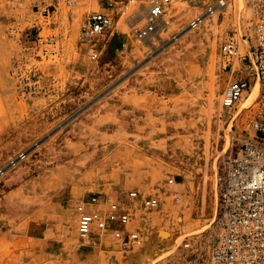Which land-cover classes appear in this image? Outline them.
Wrapping results in <instances>:
<instances>
[{
  "label": "rangeland",
  "instance_id": "rangeland-1",
  "mask_svg": "<svg viewBox=\"0 0 264 264\" xmlns=\"http://www.w3.org/2000/svg\"><path fill=\"white\" fill-rule=\"evenodd\" d=\"M246 3L189 33L202 9L182 1L152 25L123 15L95 58L80 32L97 0H0V264H84L73 206L94 195L130 209L144 236L136 264L207 226L222 157L264 118L250 90L234 108L221 103L230 73L219 45ZM130 191L159 207L144 210Z\"/></svg>",
  "mask_w": 264,
  "mask_h": 264
},
{
  "label": "built area",
  "instance_id": "built-area-1",
  "mask_svg": "<svg viewBox=\"0 0 264 264\" xmlns=\"http://www.w3.org/2000/svg\"><path fill=\"white\" fill-rule=\"evenodd\" d=\"M179 1L202 9L192 21L205 15L224 14L231 0H97L99 9L87 18L80 32V42L97 57L112 35L116 20L126 15V22L152 25L163 19ZM79 0H66L68 6ZM249 15L239 26L226 32L219 45L221 67L230 73L222 93L224 108H234L246 92L258 83L257 104L264 114V0H247ZM138 9L142 15L138 17ZM48 17V9L40 10ZM119 18V19H118ZM237 59L238 66L234 64ZM240 73V76L238 75ZM238 112V111H237ZM215 184V208L207 226L197 233L183 236L172 255L152 264H264V118H253L246 134L228 156H223ZM175 185V178H168ZM144 210L157 209L160 201L152 195L130 191ZM176 202L180 201L175 197ZM76 235L80 247L102 241L110 233L121 252L140 248L144 236L132 227V213L123 204L103 196L75 201Z\"/></svg>",
  "mask_w": 264,
  "mask_h": 264
},
{
  "label": "crops",
  "instance_id": "crops-1",
  "mask_svg": "<svg viewBox=\"0 0 264 264\" xmlns=\"http://www.w3.org/2000/svg\"><path fill=\"white\" fill-rule=\"evenodd\" d=\"M176 184H180V182L176 181ZM121 188L123 189L124 186L122 185ZM137 191L140 190L137 189ZM92 241L88 247L81 249V253L85 254L84 264H136L143 259V256L136 255L135 251L121 252L110 233L106 234L102 241H95V238ZM55 264L76 263L61 257L56 260Z\"/></svg>",
  "mask_w": 264,
  "mask_h": 264
},
{
  "label": "bare ground",
  "instance_id": "bare-ground-1",
  "mask_svg": "<svg viewBox=\"0 0 264 264\" xmlns=\"http://www.w3.org/2000/svg\"><path fill=\"white\" fill-rule=\"evenodd\" d=\"M84 1V0H83ZM87 0H85V2H86ZM88 8V7H87ZM191 8V7H190ZM171 12V11H170ZM175 13H177V10L176 11H174ZM173 11H172V14H170V16L169 17H171V16H173V15H175V13H174ZM183 13V12H182ZM141 15H142V10L141 9H138V17L140 18L141 17ZM216 14H215V12H212V13H209V14H207V15H205L203 18H201L199 21H197L196 22V24H193L192 25V23L193 22H195V21H191L190 23H188V29H186V33H189V32H191L192 30H193V28L196 26V25H199V24H202V23H206L209 19H211V18H213V17H215L216 18ZM217 19L218 18H216L215 19V21H217ZM165 21V20H164ZM160 26H162V24H160ZM159 28V27H158ZM157 28V29H158ZM155 30L156 29H153V30H151V32L152 33H154L155 32ZM158 36V35H157ZM258 88H259V86H258V83H256L253 87H252V91L250 92V93H248V95L249 96H251V95H255V97L257 96V94H258ZM254 91V92H253ZM253 93V94H252ZM240 111H241V109H239L238 110V112H237V114L238 113H240ZM206 227V226H205ZM204 227V228H205ZM203 228V229H204Z\"/></svg>",
  "mask_w": 264,
  "mask_h": 264
}]
</instances>
